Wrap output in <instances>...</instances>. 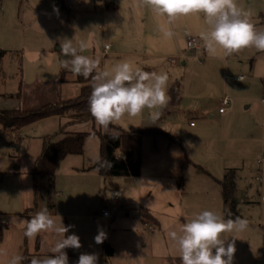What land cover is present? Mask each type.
<instances>
[{
	"label": "rangeland",
	"instance_id": "1",
	"mask_svg": "<svg viewBox=\"0 0 264 264\" xmlns=\"http://www.w3.org/2000/svg\"><path fill=\"white\" fill-rule=\"evenodd\" d=\"M236 3L251 13L257 30H264V0ZM165 19L156 17L142 0H0V48L6 50L1 59L0 104L16 102L35 108L49 100L56 79L61 80L63 71L68 76L72 73L62 66L69 59L60 52L64 38H73L74 46L86 42L89 47L81 54L99 61L97 71L110 70L127 59L146 72H167V91L174 83L181 85L180 103L168 101L163 108L145 109L134 118L126 115L108 128L92 118L81 121L83 131L97 132L87 136L83 154L62 160L58 175L64 168L69 171V175L62 174L61 184L67 192L76 189L71 187L73 164L91 166L101 157V134L151 130L143 135L138 176L102 175L96 168L81 173L84 183L75 192L85 198L80 211L85 215L76 218L79 226H89L95 236L98 229L106 233L99 244L102 252L105 243H111L110 234L112 245L119 247L114 258L123 259L127 240L123 226L140 225L141 206L151 207L163 221L173 216L181 225L203 210L223 214L222 185L217 179L235 168L237 216L248 221V228L224 235L235 238L233 264H264V164L259 162L264 154V51L247 47L229 56L210 55L205 47L191 51L187 37L209 30L202 14L182 16L173 25H165L174 32L171 38L160 31ZM106 45H110L108 51ZM239 74H246V79L237 80ZM226 95L233 102L221 113L220 102ZM153 111L159 112L155 121ZM58 122L59 118L42 122L36 132L58 140ZM5 138L0 133V139ZM22 145L15 140L3 144L0 157L11 166L10 154L13 149L18 154ZM124 151L121 145L116 153ZM3 178L4 173L0 185ZM117 187L123 189L122 203L108 220L101 209ZM16 217L24 218L21 213L0 214L8 224Z\"/></svg>",
	"mask_w": 264,
	"mask_h": 264
},
{
	"label": "clouds",
	"instance_id": "2",
	"mask_svg": "<svg viewBox=\"0 0 264 264\" xmlns=\"http://www.w3.org/2000/svg\"><path fill=\"white\" fill-rule=\"evenodd\" d=\"M156 17L166 18L160 26L165 38H171L174 32L170 27L182 16L202 14L209 26L207 32H201L200 38L210 55L222 53L229 56L247 47L264 51V30H257L251 22V13L238 7L236 0H142ZM58 11V9H55ZM89 45L79 41L74 46L73 38H64L60 43V52L68 57L62 61L76 76L85 79L91 77V93L88 106L91 116L98 126L108 128L110 124L120 122L126 115L134 118L145 109L154 110L167 105V72H146L127 59L117 62L110 70L97 71L99 61L82 55ZM155 121L159 112H151ZM190 144V142H188ZM56 224L47 208L38 210L30 218H13L12 223L24 229V236L31 239L42 231H56L63 234L52 249V255L43 258L33 256L29 264H69L65 249L82 247L75 233L66 235L69 229L62 223ZM248 221L240 216L225 219L211 210L195 214L181 225L179 232L169 231L170 239L177 246L181 264H233L235 238L229 240L225 233L243 232ZM106 233L98 229L95 243L101 244ZM22 256H14L9 264H21ZM94 253H81L75 264H97Z\"/></svg>",
	"mask_w": 264,
	"mask_h": 264
},
{
	"label": "crops",
	"instance_id": "3",
	"mask_svg": "<svg viewBox=\"0 0 264 264\" xmlns=\"http://www.w3.org/2000/svg\"><path fill=\"white\" fill-rule=\"evenodd\" d=\"M111 47L113 48V46ZM201 50H204V45ZM244 75L245 77L242 80L237 78L238 75L235 76V78L239 81H243L246 79V74ZM58 84H60V91L58 90ZM83 85V82L78 81L77 76L73 73L69 74V76L65 75L64 81L57 78L53 84V88L50 90L51 96L47 97V99H49L47 102L76 97L81 94ZM45 103L43 101L39 106H42ZM19 107H22V105L19 103L18 106L16 102L12 105L0 104V109ZM52 118H59L60 122H58V124L59 127H62L72 119V116L69 114L53 115L15 130L0 129V133H4L6 136L5 139H0V149L3 144L12 143L14 140L24 144L22 147H19L18 154H16L14 149L10 154L11 160L13 161L11 166L5 158L0 157V174L4 173L3 182L0 185V214L10 215L13 213H21L24 218H30L38 210L43 208H47L49 210L48 199L45 192L39 200L36 201L35 181L32 171L36 159L41 154L46 143V139H48L47 136H50L49 133H47L48 135L38 134L36 132L38 131L37 125ZM81 124H83L81 121L71 123V125L66 128V131H83L80 128ZM191 124L193 125L194 123L192 122ZM0 128L2 127L0 126ZM59 134L61 137L63 136V133ZM51 138L52 140H55V137ZM16 163L19 164V172L12 171ZM91 166H87V164H73L70 170L73 172L71 187L76 189L71 191L70 188L67 187L68 192L61 186V184L64 185L62 182V174L66 173L69 175V171L64 168L60 171V175H58L59 171H57L56 186H58L57 188L59 190V194L57 196V206L55 211L49 210V212L55 219L58 226H61V217L63 225L69 229L66 235L75 233L79 236L82 245L79 249H65L69 258V264H75L81 253L96 254L98 257L97 264H178L179 261L177 258H179V256L176 252L177 246L170 239L168 233L171 230L179 232L181 224L173 216L164 221L159 219V217L152 211L153 209L151 210V207L148 208L153 213L155 218L146 222L141 214V220H139V222H141L140 225L137 224L135 226H127V228L126 226H123V229H125L124 238L125 240L127 239L124 244L123 259L122 257L121 259H117L118 257L114 258L115 254L119 253V247L117 244L115 247L112 245V238L110 234L108 235V240L111 243L108 241L107 243L114 248V252L112 255H108L105 245L103 246L102 252V249L99 247L100 245L95 243V232L91 230L89 226H79V221L76 219L85 215L80 212L83 211L82 204L85 198L78 194L79 191H75L78 189L77 187L83 185L84 182L82 174L91 170ZM79 174H81L80 183L77 178ZM6 178L8 179L6 180ZM217 181L221 183L219 179H217ZM15 202H18L19 204L14 206ZM220 215H224V211L223 214ZM89 216H91V214ZM127 217H129V214ZM71 219L76 220H74L71 224ZM107 219L109 220L110 218ZM0 221L7 223L5 220L0 219ZM150 223H153L155 226ZM152 225L153 227H151ZM7 229L8 231L6 232ZM7 229L4 233V239L0 242V249L2 248L4 250V254L0 256V264H9L12 257L18 255L23 257V254L26 251L31 253L33 256L41 258L52 255V249L55 246V243L57 240L61 239L63 235L56 231H42L36 237L29 239L24 236V229L20 227L19 224L11 222L8 224Z\"/></svg>",
	"mask_w": 264,
	"mask_h": 264
},
{
	"label": "trees",
	"instance_id": "4",
	"mask_svg": "<svg viewBox=\"0 0 264 264\" xmlns=\"http://www.w3.org/2000/svg\"><path fill=\"white\" fill-rule=\"evenodd\" d=\"M6 53V50L0 48V69L1 59ZM61 80H65L64 71ZM77 80L83 82L82 92L76 97L70 99H60L50 101L36 108L25 109L10 108L0 109V126L4 130H15L25 127L38 120L53 116L69 114L72 119L67 123L80 122L87 119H94L88 106V97L91 93L92 79H85L83 76H77ZM21 92L16 95L20 96ZM169 102L178 104L182 99L181 85L174 83L169 86L168 91ZM14 96V93L11 94ZM64 124L59 133L63 136L58 140H52V136L48 135L46 143L41 154L37 157L34 168L33 177L35 181V196L36 201L45 192L48 199L50 211H55L57 206V196L59 190L56 186L57 171L61 162L70 154H83L84 145L91 133L97 131H66ZM147 130L143 129L140 132H106L101 134V157L90 168H96L102 175H133L138 176L141 173V150L143 135ZM124 145L127 158H123L116 153V150ZM13 172H19V164L16 163ZM222 184V193L224 201V217L235 218L237 216L236 198V170L229 169L224 178L219 179ZM141 213L144 221L151 220L154 217L148 207L142 206ZM8 228V223L0 221V242L4 239L5 230ZM106 252L112 255L114 248L105 243ZM33 255L29 252H24L22 264H29Z\"/></svg>",
	"mask_w": 264,
	"mask_h": 264
},
{
	"label": "built area",
	"instance_id": "5",
	"mask_svg": "<svg viewBox=\"0 0 264 264\" xmlns=\"http://www.w3.org/2000/svg\"><path fill=\"white\" fill-rule=\"evenodd\" d=\"M203 48V41L201 40L200 36L189 35L187 37V49L191 51H199ZM110 49V45H106V50ZM185 56V53L181 55V57ZM198 56V55H197ZM245 75L241 74L238 75L237 78L242 80L244 79ZM264 101V97H263ZM233 102V98L229 95H226L222 98L220 111L225 112L227 111ZM123 158H127L125 153L120 154ZM259 162L264 164V154L259 158ZM123 198V189L120 187L115 188L111 194L106 199L105 207H102L101 213L105 218H111L114 216V211L118 209L119 205L122 203ZM264 198V196H263ZM153 227V225L151 226ZM259 235H263V232L259 231Z\"/></svg>",
	"mask_w": 264,
	"mask_h": 264
}]
</instances>
